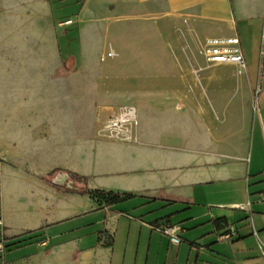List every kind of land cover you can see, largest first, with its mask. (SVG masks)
<instances>
[{
	"label": "crops",
	"instance_id": "1",
	"mask_svg": "<svg viewBox=\"0 0 264 264\" xmlns=\"http://www.w3.org/2000/svg\"><path fill=\"white\" fill-rule=\"evenodd\" d=\"M55 1L0 0V264H264V66L257 73L264 0L115 4L146 21L158 18L159 40L187 47L209 34L239 40L243 71L202 58L208 66L199 72L206 87L226 88L227 73L234 71L241 122L246 131L253 129L249 149L247 135L231 145L223 134L200 148L183 131L171 136L153 130L147 115L152 105L165 116L160 121L174 106L176 129L184 119L195 126L204 112L198 78L188 95L181 75L166 77L173 71L166 54L153 50L144 55L141 71L124 49L120 67L97 68L94 16L104 0H84L78 12L59 17ZM66 21L71 24L60 27ZM71 28L77 60L64 57L59 47L61 31L67 36ZM139 75L142 83H136ZM122 106L138 115L130 143L101 132ZM62 144L73 160L57 170L85 177L88 190L129 196L105 205L45 183L42 177L54 169L48 156ZM171 225L181 228L179 245L157 231Z\"/></svg>",
	"mask_w": 264,
	"mask_h": 264
},
{
	"label": "rangeland",
	"instance_id": "2",
	"mask_svg": "<svg viewBox=\"0 0 264 264\" xmlns=\"http://www.w3.org/2000/svg\"><path fill=\"white\" fill-rule=\"evenodd\" d=\"M80 1V2H78ZM84 0H56L54 2V14L59 17L62 15H70L78 12L81 4ZM106 2V3H105ZM105 5L101 8L100 12L96 14L95 26L96 30L93 38L98 40V50L93 56V65L101 69H117L120 67V54L121 50H125L124 56L135 66L136 71H141L143 68L144 55L150 50L159 51L165 53L167 56V66L173 69L172 73L167 75L168 79H173L176 76H182L183 86L186 87L188 95L194 91L195 79L199 80V94L197 97L199 110L204 111L198 114L197 122L194 127H191L190 123H187L184 119L183 127L176 129L175 125V109L174 106L169 108L166 118L160 121V117H165L160 114V108L156 105H152L147 108V115L149 116V124L152 129L167 133L174 136L176 132H182L183 135L189 138L195 137L198 141L200 148H206L207 144L212 145L219 136L227 134L228 141L231 145H236L242 142L247 135V148L250 147L252 141L253 129L249 128L247 131L242 125V118L239 113V103L242 100V93L236 88L234 71L229 70L227 75L231 78L229 86L226 88L223 86H211L206 87V82L202 80V73L199 72V67H207L202 60V57L198 54V48L201 45V41H196L189 44L187 47L185 43L175 44L173 40H167L162 38L159 40V32L162 22L157 19L139 18L140 12L135 14H127L120 8L116 7V0H104ZM153 20V21H152ZM88 23L87 20H85ZM64 22L60 27H65ZM154 38V44L147 43L145 38ZM207 37L221 38V34H209ZM133 38V40H132ZM189 41V37L185 38ZM129 40V41H128ZM127 45L130 50H127ZM248 47V53L252 51V45L249 40L246 43ZM182 46V47H181ZM59 47L64 57L72 56L75 60L78 58V43L76 29L71 28L67 31V36L64 35V31H61L59 35ZM129 52V53H128ZM119 53V54H118ZM110 54V55H109ZM255 57L256 55L253 54ZM248 63V62H247ZM176 69V71H175ZM259 52L257 61V73L259 72ZM264 70V69H261ZM212 71V70H210ZM209 71V72H210ZM218 71V70H214ZM156 80L160 79V75H153ZM143 76H136V83H142ZM201 86L204 88L201 89ZM205 93L202 96L201 92ZM260 92V90L258 91ZM185 93V92H184ZM217 102L220 103V109L217 107ZM210 105L215 109L214 112L209 111ZM235 105V112H231ZM216 106V107H215ZM208 110V111H207ZM173 141V140H172ZM173 144V143H172ZM185 144L183 141L182 145ZM190 145V144H189ZM65 145L56 146L53 153L48 156V161L54 165V169L48 172L51 173L54 170L62 168L63 165L73 160V157L66 152ZM44 174V176L48 175Z\"/></svg>",
	"mask_w": 264,
	"mask_h": 264
},
{
	"label": "built area",
	"instance_id": "3",
	"mask_svg": "<svg viewBox=\"0 0 264 264\" xmlns=\"http://www.w3.org/2000/svg\"><path fill=\"white\" fill-rule=\"evenodd\" d=\"M70 24L71 21L64 22V25ZM198 54L209 65L228 64L235 66L239 71H243L246 67L239 40L235 37L207 38L198 48ZM259 64L260 67L264 66V33H262L259 46ZM138 125L136 109L132 106H122L108 116L101 132L108 140L130 143L134 141V134ZM157 231L166 236L173 245H179L182 242L179 225L160 227L157 228ZM223 238L226 239L228 236ZM260 251L264 256V246H260Z\"/></svg>",
	"mask_w": 264,
	"mask_h": 264
},
{
	"label": "trees",
	"instance_id": "4",
	"mask_svg": "<svg viewBox=\"0 0 264 264\" xmlns=\"http://www.w3.org/2000/svg\"><path fill=\"white\" fill-rule=\"evenodd\" d=\"M60 172H63L68 175V180L71 182V188L67 189L66 187L56 186L52 183V178ZM42 180L45 183L49 184L50 186L55 187L60 190L89 195L90 198H92L93 200H96L98 202H104L105 205H114L118 203L119 201H121L123 197L125 198L129 196L128 194H115L112 192H104V191H99V190H88L86 186L85 177H81L77 174L62 171V170H54L48 175L43 176ZM18 243H22V241Z\"/></svg>",
	"mask_w": 264,
	"mask_h": 264
},
{
	"label": "water",
	"instance_id": "5",
	"mask_svg": "<svg viewBox=\"0 0 264 264\" xmlns=\"http://www.w3.org/2000/svg\"><path fill=\"white\" fill-rule=\"evenodd\" d=\"M52 182L56 186H65L67 189L71 188V182L68 180V175L63 172H60L54 176Z\"/></svg>",
	"mask_w": 264,
	"mask_h": 264
}]
</instances>
